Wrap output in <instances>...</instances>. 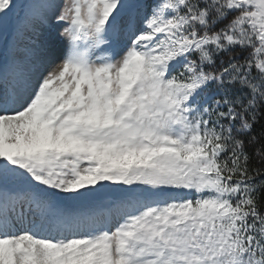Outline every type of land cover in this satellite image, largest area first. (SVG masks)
I'll use <instances>...</instances> for the list:
<instances>
[{"label": "snow or ice", "instance_id": "snow-or-ice-1", "mask_svg": "<svg viewBox=\"0 0 264 264\" xmlns=\"http://www.w3.org/2000/svg\"><path fill=\"white\" fill-rule=\"evenodd\" d=\"M0 264H264V0H0Z\"/></svg>", "mask_w": 264, "mask_h": 264}]
</instances>
